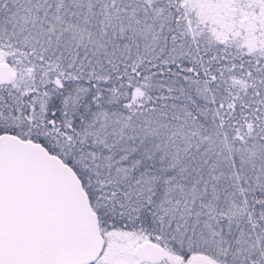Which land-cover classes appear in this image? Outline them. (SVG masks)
<instances>
[{
  "label": "snow or ice",
  "instance_id": "snow-or-ice-1",
  "mask_svg": "<svg viewBox=\"0 0 264 264\" xmlns=\"http://www.w3.org/2000/svg\"><path fill=\"white\" fill-rule=\"evenodd\" d=\"M0 264H264V0H0Z\"/></svg>",
  "mask_w": 264,
  "mask_h": 264
}]
</instances>
